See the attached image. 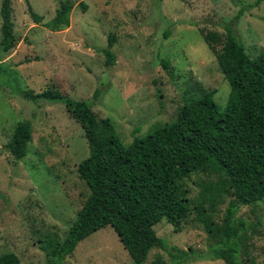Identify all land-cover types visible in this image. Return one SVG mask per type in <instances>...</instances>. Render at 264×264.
Listing matches in <instances>:
<instances>
[{
  "label": "rangeland",
  "instance_id": "rangeland-1",
  "mask_svg": "<svg viewBox=\"0 0 264 264\" xmlns=\"http://www.w3.org/2000/svg\"><path fill=\"white\" fill-rule=\"evenodd\" d=\"M62 1L12 0L18 42L8 52L0 49V255L13 252L22 264H55L44 246L64 239L90 193L78 171L89 155L83 127L64 102H34L24 91L58 89L91 101L96 115L109 118L130 144L207 91L215 90L217 104L225 108L231 87L202 29L223 39L231 30L252 57L264 49V1L251 7L256 0H69L70 25L53 31L46 23ZM29 5L43 16L40 22ZM1 24L0 15V36ZM112 34L116 58L108 63L104 49ZM24 118L33 122V139L27 155L16 160L4 145ZM210 178L218 179L196 172L183 181L192 211L182 230L166 219L155 225L170 247L196 254L174 259L170 251L153 248L144 264L159 255L168 264H226L199 258L216 242L204 220L221 224L230 200L226 195L215 205L202 201V184ZM201 203L204 211L197 208ZM238 215L254 224L243 259L264 264V201L240 205ZM62 264H132V259L108 225L82 240Z\"/></svg>",
  "mask_w": 264,
  "mask_h": 264
},
{
  "label": "trees",
  "instance_id": "trees-1",
  "mask_svg": "<svg viewBox=\"0 0 264 264\" xmlns=\"http://www.w3.org/2000/svg\"><path fill=\"white\" fill-rule=\"evenodd\" d=\"M263 1L256 0L251 7ZM71 9L69 0L62 1L46 27L53 31L68 27ZM28 10L36 22L43 19L30 5ZM0 15V49L8 52L18 42L12 0H1ZM201 34L231 87L225 108L221 110L217 104L215 90L207 91L183 104L171 121L143 137L135 136L130 144L123 142L109 118L96 115L91 101L74 100L58 89L23 92L34 102H64L83 127L89 145V155L79 163L78 171L90 193L64 239H51L44 246L53 263L62 264L82 240L108 225L132 264H144L153 248L170 251L174 259L196 254L192 249L170 247L155 230L162 219L182 230L192 211L183 181L196 172L218 177L202 184L203 202L215 205L226 195L230 198L221 224L204 220L216 242L199 258L212 256L226 264H247L250 260L242 255L247 252L244 247L254 224L238 213L240 205L264 201V49L252 57L231 30L226 39L211 30L202 29ZM115 42V35H110L104 49L108 63L115 61ZM33 130L31 119L19 121L4 150L16 160L23 159ZM197 208L204 211V204ZM0 264L22 262L17 254L8 252L0 255ZM150 264L168 263L159 255Z\"/></svg>",
  "mask_w": 264,
  "mask_h": 264
}]
</instances>
